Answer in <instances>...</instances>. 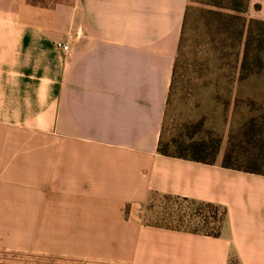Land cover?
<instances>
[{"label": "crops", "instance_id": "1", "mask_svg": "<svg viewBox=\"0 0 264 264\" xmlns=\"http://www.w3.org/2000/svg\"><path fill=\"white\" fill-rule=\"evenodd\" d=\"M189 2L0 0V250L264 264V176L158 153ZM157 197L225 209L219 236L145 224Z\"/></svg>", "mask_w": 264, "mask_h": 264}, {"label": "rangeland", "instance_id": "2", "mask_svg": "<svg viewBox=\"0 0 264 264\" xmlns=\"http://www.w3.org/2000/svg\"><path fill=\"white\" fill-rule=\"evenodd\" d=\"M219 1L189 2L190 26L180 46L177 65L180 81L164 113L160 134L163 143L180 134L185 135L186 128L202 120L206 130H211L221 138L220 148L223 145L226 149L231 131H236L244 120L259 117L264 112V72L259 75L247 74L240 82L239 61L235 62L234 45L230 41L223 42V51L216 52L218 35L215 25L210 16L200 18V10H220L212 4ZM222 2L226 3V0ZM249 4L248 1V8ZM247 12L245 16L248 18ZM213 67L214 73L211 71ZM190 209L181 200L157 197L147 208L138 210V216L149 225L193 229L195 225L191 227L186 216ZM0 264L88 263L64 257L0 250Z\"/></svg>", "mask_w": 264, "mask_h": 264}, {"label": "trees", "instance_id": "3", "mask_svg": "<svg viewBox=\"0 0 264 264\" xmlns=\"http://www.w3.org/2000/svg\"><path fill=\"white\" fill-rule=\"evenodd\" d=\"M249 0H220L215 4L220 10H200V18L210 16L218 35L215 43L216 52L223 51V42H231L235 50V62L239 61V80L247 74L259 75L264 72V21L249 19L245 16ZM222 10H224L222 12ZM189 8H186L181 28L177 56L174 62L165 110L170 97L179 83L178 61L180 46L189 29ZM236 67V66H235ZM212 73L215 68H212ZM222 159V168L264 176V112L259 117L244 120L236 131H231ZM221 138L211 130L205 129L200 120L186 128L185 135L180 134L163 143L162 135L158 143V153L171 158L213 165L220 150ZM177 199V198H176ZM191 209L186 215L193 229H183L190 233L218 237L220 227L226 217V210L204 202L178 199ZM73 261H81L69 259ZM88 264H107L102 262L82 261ZM229 264H235L230 262Z\"/></svg>", "mask_w": 264, "mask_h": 264}, {"label": "built area", "instance_id": "4", "mask_svg": "<svg viewBox=\"0 0 264 264\" xmlns=\"http://www.w3.org/2000/svg\"><path fill=\"white\" fill-rule=\"evenodd\" d=\"M61 50L68 51V46H61Z\"/></svg>", "mask_w": 264, "mask_h": 264}]
</instances>
